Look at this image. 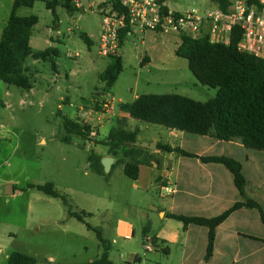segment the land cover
I'll return each instance as SVG.
<instances>
[{"label":"rangeland","instance_id":"rangeland-1","mask_svg":"<svg viewBox=\"0 0 264 264\" xmlns=\"http://www.w3.org/2000/svg\"><path fill=\"white\" fill-rule=\"evenodd\" d=\"M79 1L82 7L74 13H68L58 6L55 10L56 22L52 12L41 1L35 2L31 8L20 7L16 12L21 17H37L38 23L30 38V45L37 50L51 47L49 42L53 32L59 31L55 47L60 56L55 63L60 76L55 78L50 62L28 58L24 74L33 85L30 91L0 81V246L9 254L15 251L29 253L36 259V264H47L48 261L43 259L47 255L53 257L50 264H87L96 260L102 247L95 232L88 231L85 224L75 218L65 217V233L60 228L62 223H59L60 227L44 223L42 213L47 203L35 199L36 196L44 197V193L29 187L31 184L51 183L60 195L54 203L63 210L62 199H65L66 212L70 209L80 214L85 223L97 227L110 246L118 217L124 214L141 235L145 222L141 224L135 217L136 213L157 206V192L154 189L149 192L132 189L135 181L123 174L121 165L108 173L103 171L101 175L90 169L88 158L91 150L104 149L100 141L106 137L109 129L108 126L105 129L102 127L105 125L104 112L110 110L109 106L101 105L103 102L107 104L109 101L117 108L119 102L131 103L145 94H175L205 102L217 93V89L199 84L189 71L187 61L175 55L180 35L145 31L144 35L133 32L123 40L120 52L122 71L104 97L105 84L99 82L98 76L108 65L109 58L97 52L101 27L96 2L112 4V0ZM165 2L170 9L180 13L190 8L206 10L216 7L211 0ZM13 3L14 0H0V35ZM81 34L92 36L93 45L90 48L81 39ZM143 52L150 57L149 64H145L147 58H144L143 65H140ZM74 54L78 57H74ZM97 86H101L96 91L100 93L96 96L100 105L98 110H93L95 105L90 106L92 104L87 100L88 115H68L72 121L89 127L93 134L89 133L86 138L68 135L58 115V104L65 106L70 99L73 104H80V98L90 100L89 96ZM109 113H112L111 110ZM130 120L128 130L139 129L137 138L142 142L157 140L167 144L170 140V144L179 148L184 144L185 150L188 148L187 138L197 137L178 131L184 137L180 141L171 138L169 130L162 126ZM66 135L70 137L69 142L64 141ZM9 180L16 184L15 189L24 190L14 199L2 195V189ZM31 199L34 200L31 205L36 210L33 218L31 214L27 215ZM10 234L14 235L12 239ZM140 237L125 243L116 241L109 251L113 263L127 264V257H120V254H140ZM154 257L148 254L143 260L150 264L148 260L153 261ZM5 262L4 254H0V264Z\"/></svg>","mask_w":264,"mask_h":264},{"label":"trees","instance_id":"trees-1","mask_svg":"<svg viewBox=\"0 0 264 264\" xmlns=\"http://www.w3.org/2000/svg\"><path fill=\"white\" fill-rule=\"evenodd\" d=\"M37 1L44 2L46 9L52 12L54 22L57 21L55 10L58 6L68 13L77 12V8L70 0H14L9 18L0 35V81L27 91L32 88L30 80L24 74L27 59L48 61L55 72V59L59 56L56 47H48L43 51L33 50L29 40L38 19L36 16L21 17L16 14L20 7L31 8ZM119 1L112 0V5L118 7ZM211 1L221 10H226L227 3L224 0ZM257 1L248 0L249 3ZM127 32L128 29L119 32L120 45ZM80 37L90 48L88 36L81 34ZM240 37L241 32L236 26L232 28L227 44L211 42L207 33L196 39L185 35L179 36L180 43L175 55L187 61L189 71L199 84L217 89L215 97L198 102L175 94H145L131 103L119 104L118 108L127 113L129 118L147 124L193 135L209 136L218 141H238L247 149L264 152V58L239 51L237 44ZM121 71L120 56L109 57L108 65L99 75V80L105 84L104 91L107 90L106 87H112ZM86 103L87 100L83 99L82 104ZM58 115L61 116L63 128L68 135L88 137L89 127L72 121L60 112ZM138 133V129L128 130L127 120L122 118L100 141L101 145L108 147V154L120 156L124 175L133 181L137 180L138 166L145 161L138 160L137 157L148 153L147 149L133 145L137 142ZM68 135L64 137L66 142H69ZM156 150L197 158L202 163L221 164L233 176V183L241 200L221 215L201 218L167 214V217L181 222L183 228L194 224L208 229L205 262L212 254L215 228L232 212L240 208L255 209L264 224L263 209L245 193L246 181L238 161L225 156H197L183 149L162 144H157ZM88 162L94 173L103 174L100 157L91 154ZM29 187L36 188L47 196L60 198L51 183ZM62 202L67 205L65 199H62ZM67 214L85 224L88 230L95 232L100 242L102 247L100 255L88 264H114L109 259V243L102 238L100 230L85 223L80 214L70 209H67ZM5 264H36V259L21 252H11Z\"/></svg>","mask_w":264,"mask_h":264},{"label":"crops","instance_id":"crops-1","mask_svg":"<svg viewBox=\"0 0 264 264\" xmlns=\"http://www.w3.org/2000/svg\"><path fill=\"white\" fill-rule=\"evenodd\" d=\"M96 4L99 14V8L106 4L102 3V1L96 2ZM58 33L59 31H56L55 41H57V43ZM132 34L133 33H127L125 37ZM141 34L144 35L145 32ZM88 38L92 46V36H88ZM49 43L52 44L51 39ZM122 44L123 41L120 45L118 56H120ZM56 45L55 43L52 48ZM31 48L35 51H43L48 47L43 50H37L32 46ZM58 55L60 56L59 53ZM75 56L78 57L77 54H74V57ZM144 58H147L145 64L150 63V57L146 52H143L140 65ZM55 65L56 71L54 75L56 78L60 76V74L57 63H55ZM99 82L101 81L99 80ZM101 83L104 84L103 82ZM100 87L101 86H97L94 88V92L89 96L90 100L88 98H80V104H73L70 99L68 102L69 104L65 103V106L58 104V112H62V115L65 116L73 113H78L79 116L88 115V112H90L88 103L83 105V99L88 100L92 104L90 106L95 105V108L93 106V110H98L100 105L97 103L96 96H99L100 93L96 91ZM106 89L108 90L109 88L106 87ZM107 90L104 92V97L108 92ZM62 98H60V100ZM119 104L124 103L119 102L118 106ZM101 105L104 107L109 106L112 112L111 114H107L109 110L104 112L105 114L103 115L105 125L103 124L102 127L105 129V127L108 126V132L115 126V121L118 119L123 118L127 120V123L131 122L129 115L121 111L118 107H113L111 102L107 101V104L103 102ZM168 133L171 138H176L180 141L184 139L183 135L176 130H169ZM191 136L197 137H188L186 140L188 141V148L184 150L183 144L180 149L197 156H225L238 161L241 164L242 174L246 181L245 193L247 197L258 203L264 211V152L247 149L238 141L224 142L215 140L209 136L193 134ZM136 140L137 143L142 142V140L138 138H136ZM150 141L154 142L156 145L162 144L157 140ZM169 141L170 140H168L167 144L162 145H168L171 148H179L174 144H170L171 142L169 143ZM91 144L96 147L92 142ZM100 146H103L104 149L96 151L91 150V154L100 157V161L104 157L113 158V163L109 172L118 165H121L123 172V164L120 162V156L108 154V147L104 145ZM147 151L148 153H143L142 156L137 157L138 160L145 161L138 166L137 180L132 184V189L145 192L154 189L158 196L156 200L157 206H150V212L139 210L138 213H136V219L141 224L145 222L144 227H141V235H138L136 226L129 218H126L124 214L122 217H118L114 223V230L112 231L113 239L111 241V246L109 245V251L113 249L112 245H115L116 241L125 243L127 241L137 240V237L141 236V256L137 252H127L119 255L120 257L123 256V258L127 257V264H146L144 260L145 256L148 254L156 256L153 261L148 260L150 264H264V224L261 222L259 213L255 209L240 208L232 212L215 228L213 250L207 262L204 261V257L206 254L208 229L194 224H189L186 228H183L181 222L167 217V214H175L188 217L214 218L240 201L241 198L233 183V176L223 165L202 163L197 158L182 157L174 152L167 153L161 150ZM7 186H10V188ZM15 186L16 184L13 181H7L6 187L2 189V195L14 199L19 193L24 191L15 189ZM166 189H168V192ZM35 199L37 202L43 200L47 203L46 210L43 211V213L41 212L43 214V222L58 227H60L59 223H62L60 228L62 229L61 231L65 233V217L68 216V214L64 204L62 210L59 205L54 203V200H58L59 198L44 194V197L36 196ZM33 201L34 200L31 199L28 202L30 205L27 207V215L31 214L32 218L36 212L31 205ZM70 218L72 219V217ZM38 219L39 218H37L36 221H38ZM13 236L14 235L10 234L9 237L12 239ZM0 254H4V259L6 261L9 252H4L3 246H0ZM110 255L111 252H109V259L112 261ZM43 259L44 261H48L47 264L53 261V257L49 255L45 256ZM88 263H91V261Z\"/></svg>","mask_w":264,"mask_h":264},{"label":"built area","instance_id":"built-area-1","mask_svg":"<svg viewBox=\"0 0 264 264\" xmlns=\"http://www.w3.org/2000/svg\"><path fill=\"white\" fill-rule=\"evenodd\" d=\"M224 1L225 11L216 6L206 10L190 8L182 13L170 9L165 0H120L118 7L103 5L99 8L101 31L97 52L107 58L118 56L119 32L125 29L128 34L153 31L193 39L207 33L211 42L227 44L236 26L241 32L238 50L264 58V0ZM70 2L76 8L82 7L79 0Z\"/></svg>","mask_w":264,"mask_h":264},{"label":"water","instance_id":"water-1","mask_svg":"<svg viewBox=\"0 0 264 264\" xmlns=\"http://www.w3.org/2000/svg\"><path fill=\"white\" fill-rule=\"evenodd\" d=\"M55 39H56V32H53L51 47H53L55 45ZM133 145L136 147L144 148V149L151 150V151L156 150V144L154 142H150V143H147V142L137 143L136 142ZM100 163H101V166L103 167L104 173H108L110 170V167L113 163V158L104 157L101 159ZM7 187L10 188V186H7Z\"/></svg>","mask_w":264,"mask_h":264}]
</instances>
